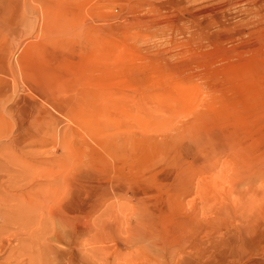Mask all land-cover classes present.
<instances>
[{
    "label": "rangeland",
    "instance_id": "374dc122",
    "mask_svg": "<svg viewBox=\"0 0 264 264\" xmlns=\"http://www.w3.org/2000/svg\"><path fill=\"white\" fill-rule=\"evenodd\" d=\"M0 264H264V0H0Z\"/></svg>",
    "mask_w": 264,
    "mask_h": 264
}]
</instances>
